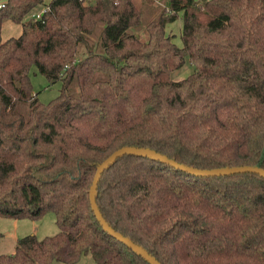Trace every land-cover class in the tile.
<instances>
[{
	"label": "trees",
	"instance_id": "1",
	"mask_svg": "<svg viewBox=\"0 0 264 264\" xmlns=\"http://www.w3.org/2000/svg\"><path fill=\"white\" fill-rule=\"evenodd\" d=\"M0 1V217L50 212L58 226L20 237L0 264H151L104 229L90 200L98 166L122 148L195 169L264 168V0H168L145 26L136 0ZM180 17L182 47L167 31ZM6 20L21 35L4 39ZM187 58L191 73L175 80ZM33 66L62 81L49 103ZM96 198L110 226L161 264H264L260 174L197 176L126 154Z\"/></svg>",
	"mask_w": 264,
	"mask_h": 264
},
{
	"label": "rangeland",
	"instance_id": "2",
	"mask_svg": "<svg viewBox=\"0 0 264 264\" xmlns=\"http://www.w3.org/2000/svg\"><path fill=\"white\" fill-rule=\"evenodd\" d=\"M44 2L48 3L51 0H43ZM136 3L139 7L142 8L144 16H143V25L145 26L148 22H150L153 19H156L161 11L165 9L168 5V0H136ZM45 6L39 5L33 13L30 15V17L34 14L35 17H38L41 15V13L44 11ZM40 12V13H39ZM182 16V15H181ZM182 27H183V20L180 17L175 22L171 23L167 27V31L174 36V42L182 47L183 46V40H182ZM139 32L142 35V38L147 39V33L143 28L139 30ZM22 28L20 25L13 23L10 20H6L3 27L2 36L4 39L10 38V37H17L21 35ZM84 55V49L81 46L79 48L78 56L82 57ZM192 63L189 61V59H186V62L184 66L175 71L173 74V78L175 80H181L184 77H186L188 74L192 71ZM34 92L37 94V97L39 101L43 103H49L53 99H55L59 94L61 93L62 89V81H59L55 84H50L47 77L43 74H41L38 71V68L36 66H33L30 72ZM78 89L77 87L73 88V92L77 93ZM6 220H12L11 225H8V222ZM56 217L54 213H47L42 219L38 221H34L31 219H20L23 221H20L23 226H20L18 228H14L13 224L15 222L12 218H5L0 217V224L5 231L9 232H16L21 233V235H29L32 233H35L39 238L43 237L42 235H52L54 231L56 233L58 232V226L56 224ZM26 221V223H24ZM6 225V226H5ZM5 227H9L8 230H6ZM52 264H66L63 262L55 261ZM76 264H96L94 258L92 255L84 256L78 263Z\"/></svg>",
	"mask_w": 264,
	"mask_h": 264
},
{
	"label": "water",
	"instance_id": "3",
	"mask_svg": "<svg viewBox=\"0 0 264 264\" xmlns=\"http://www.w3.org/2000/svg\"><path fill=\"white\" fill-rule=\"evenodd\" d=\"M126 154H138L143 156H149L151 158H154L156 160H159L163 163L170 164L171 166L180 169L185 172H189L191 174L197 175V176H218V175H227V174H236V173H257L264 177V168H262L261 164L253 165V166H235V167H224V168H218V169H195L188 167L186 165H183L176 160H173L171 158H168L160 153H157L152 150L142 149V148H136V147H125L120 150H117L114 152L110 157H108L104 162H102L96 171V174L94 176L93 184L90 189V200L94 208V212L101 222L104 229L110 233L112 236L117 238L118 240L125 243L127 246L135 250L137 253L142 255L146 260H148L151 264H161L156 260L152 255H150L144 248L139 246L138 244L134 243L132 240L128 239L127 237L123 236L122 234L115 231L110 224L106 221L104 216L102 215L98 204H97V198H96V191L98 187L99 180L103 174V172L108 168L111 164H113L118 158L126 155ZM264 155V154H263Z\"/></svg>",
	"mask_w": 264,
	"mask_h": 264
},
{
	"label": "crops",
	"instance_id": "4",
	"mask_svg": "<svg viewBox=\"0 0 264 264\" xmlns=\"http://www.w3.org/2000/svg\"><path fill=\"white\" fill-rule=\"evenodd\" d=\"M4 220L6 222H8V225H11L12 220H6V219H4ZM14 220H15V222L13 224L14 228H18L19 225L21 224L20 221H23L20 219H14ZM24 223H26V221ZM0 226H1V224H0ZM20 226H23V224H21ZM5 228H6V230L9 229V227L8 228L5 227ZM0 232L3 234L2 237L0 238V255L1 254H13L15 252L17 240L20 237H23L24 235H21V233H17V231L16 232L5 231V230H3L2 227H0ZM55 233H56V231H54V233L52 235H54ZM42 236L43 237H40V238H44V237L50 236V235H42Z\"/></svg>",
	"mask_w": 264,
	"mask_h": 264
},
{
	"label": "built area",
	"instance_id": "5",
	"mask_svg": "<svg viewBox=\"0 0 264 264\" xmlns=\"http://www.w3.org/2000/svg\"><path fill=\"white\" fill-rule=\"evenodd\" d=\"M4 6V2L3 1H0V9ZM40 17V15L38 16Z\"/></svg>",
	"mask_w": 264,
	"mask_h": 264
}]
</instances>
